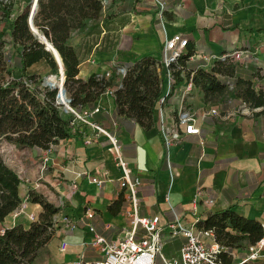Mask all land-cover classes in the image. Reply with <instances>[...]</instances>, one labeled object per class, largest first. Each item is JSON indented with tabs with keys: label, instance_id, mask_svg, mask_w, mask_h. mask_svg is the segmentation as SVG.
<instances>
[{
	"label": "crops",
	"instance_id": "0c3cea01",
	"mask_svg": "<svg viewBox=\"0 0 264 264\" xmlns=\"http://www.w3.org/2000/svg\"><path fill=\"white\" fill-rule=\"evenodd\" d=\"M101 12L94 22L100 39L78 53L79 79L101 75L115 65L127 67L142 57L160 62L165 41L179 32L188 38L186 70L211 71L217 59L229 56L236 64L237 76L251 81L256 92L264 91V0H112L111 6ZM6 22L0 25V38L10 33L11 23ZM240 50H249V56L235 59L227 55ZM46 65L40 60L25 73L35 75L38 67L42 71ZM160 72L165 98L162 105L158 101L149 128L118 115L114 101L105 95L98 100L101 111L93 115L96 123L122 142L130 179L139 181V214L157 216L165 226L176 218L192 223L230 209L264 223V106L250 107L237 95L239 87L234 79L227 80L228 87L219 101L210 103L204 101L197 87L185 93L184 82L168 87L165 70L160 67ZM22 77L17 63L11 69V78ZM212 104H218L221 115L202 116L204 107ZM185 105L196 113L199 134H186L183 126L174 125L176 110ZM87 138L90 143L85 142ZM110 148L107 137L95 135L86 124H79L69 138L47 150L28 148L34 154L31 161L35 164V158H39L40 164L35 176L27 170L16 171L22 180L21 199L34 190L58 207L52 238L39 251L35 264H67L81 254L85 260H99L100 252L89 243L94 236L89 226L108 240L116 239L128 227L121 169ZM46 153L49 161L40 172ZM92 177L102 182H93ZM30 179L41 182L27 185ZM120 196L123 202L113 213L109 206ZM26 205L37 217L42 212L38 203L26 200ZM87 211L92 213L91 218H83ZM7 218L4 227L31 223L25 215L9 224ZM62 240L68 243L65 251L59 249Z\"/></svg>",
	"mask_w": 264,
	"mask_h": 264
},
{
	"label": "trees",
	"instance_id": "16d2710c",
	"mask_svg": "<svg viewBox=\"0 0 264 264\" xmlns=\"http://www.w3.org/2000/svg\"><path fill=\"white\" fill-rule=\"evenodd\" d=\"M13 0H0L1 18L11 23V42L14 53L4 51L5 40L0 38V140L4 139L19 147L49 149L53 144L71 136L67 114L54 102L55 92L49 97H39L26 81L34 76L26 69L33 63L45 60L56 65L52 52L46 44L30 30L27 11L10 19ZM101 0H38L33 22L37 31L58 52L64 69V87L72 105L92 104L108 85L96 75L86 80L77 78L79 55L70 39L74 31L86 26L88 21L97 22L101 16ZM178 58L171 64L175 83L191 79L193 85L203 93L205 102H218L228 87V79H234L239 87L237 95L250 107L264 106V91L256 92L251 81L237 76L236 64L229 56L217 59L211 69L186 70L185 60ZM13 61V62H12ZM24 78H11V69L17 66ZM173 84V85H174ZM163 96V76L160 65L151 57L134 60L126 67L121 86L114 91V106L118 115L125 116L137 124L149 128L155 120V109ZM19 174L9 167L0 156V264H35L39 251L53 235V216L58 207L34 190L28 192L30 202L38 203L42 212L27 226L16 224L4 227L5 218L21 204ZM122 196L109 206L113 213L119 211ZM199 227L212 228L218 242L233 248V244L245 240L248 244L262 237L259 222L241 216L230 209L208 214L198 222ZM223 264H253L237 262L226 253L221 255Z\"/></svg>",
	"mask_w": 264,
	"mask_h": 264
},
{
	"label": "built area",
	"instance_id": "2783aa9c",
	"mask_svg": "<svg viewBox=\"0 0 264 264\" xmlns=\"http://www.w3.org/2000/svg\"><path fill=\"white\" fill-rule=\"evenodd\" d=\"M3 1L6 2L5 0ZM111 2L112 0H101L102 9L111 6ZM187 45L188 38H185L179 32L172 35L164 43L163 58L158 63L165 70L168 87L175 83L171 64L176 63L179 57L187 54ZM249 54V50H240L227 55L235 59H240L241 57H248ZM212 57L215 58L214 56ZM203 58L208 59L205 55ZM125 71L126 67L115 65L113 69L98 75V78L103 79L108 85L92 104L86 105H72L67 91L64 96L62 95L63 77L59 84L54 82L53 88L56 89L54 102L70 118L69 127L71 131L78 130L79 124H86L95 131V135L103 134L107 137L116 164L121 169L120 184L124 189L127 200L124 215L129 220L128 227L114 240H108L104 236L96 233L93 226H89V230L94 233L93 239L89 243L100 252L101 258L99 260H85L81 254L79 258L67 264H157L158 261L161 264H179L176 258L168 259L163 255L162 248L165 236H178L183 238L180 246L181 264H223L221 261V255L223 253L230 255L234 261L240 263L252 262L264 258V223L260 224L262 227V237L257 242L248 244L244 250L233 251V248L230 249L217 241L212 228L199 227L198 222L200 219H196L192 223H186L180 218H176L174 221L168 222L163 226L160 224L157 216L146 217L139 214V199L136 193V185L139 181L138 178L134 181L130 179L131 169L122 155V142L116 135L109 134L105 128L93 120V115L101 111L102 108L98 102L100 96L105 95L114 101V91L121 86V79ZM184 86L185 93H190L195 88L191 79ZM164 98V96L159 98L161 105L164 102ZM162 109L160 108L159 110L161 115L163 112ZM221 112L218 104H212L204 107L201 115L204 117L208 115L220 116ZM226 115L223 116L225 117ZM195 119L196 113L185 105L176 110L174 125L183 126L186 134H199L200 129L195 125ZM85 142L90 143L91 139L87 138ZM167 142L170 141L168 140ZM48 161L49 155L46 153L41 161L42 166L40 172L46 168ZM91 179L93 182L99 184L102 182V179L97 177H92ZM27 199L28 193L24 201ZM15 212L17 213H14L13 217L21 215V211ZM26 216L30 221L35 220L34 214L27 213ZM85 217L91 218L92 213L87 211L83 218ZM67 246L68 243L62 240L59 244L60 251H65Z\"/></svg>",
	"mask_w": 264,
	"mask_h": 264
},
{
	"label": "rangeland",
	"instance_id": "374dc122",
	"mask_svg": "<svg viewBox=\"0 0 264 264\" xmlns=\"http://www.w3.org/2000/svg\"><path fill=\"white\" fill-rule=\"evenodd\" d=\"M30 2H31V0H13V7H12L11 12H10V19L11 20L15 19L19 14H21L25 11L29 12L30 6H31ZM5 22L6 21L1 18V11H0V25H2V26L5 25ZM8 26H9V24H8ZM100 33L101 32L98 29L97 25H95L94 22L90 21L89 23L86 24V26L84 28L73 32L72 37L70 39V42L75 47V49L77 50L78 53H83L84 49L91 47V45L95 44L100 39V37H101ZM4 34H5V32H4ZM105 36H107V38H109L108 35H103V38H105ZM1 39L5 40L3 48H4L5 53L8 56H11V54L14 53V48H17V49L21 48L20 46L11 47V45H13L11 42V30H10V33L8 35L5 34L4 37ZM113 39L114 38L112 37L110 40L111 44L113 42ZM8 45L10 46V48H7ZM46 64L47 65H46L45 69L42 71H40V67H38V69H39L38 73L33 75L34 77L31 80L26 81V79L24 77H22V78H24L23 80L26 81L27 85L30 86V88H33L37 92L38 96L41 98L44 96L49 97L48 94L51 93V91H52V93L56 92V89H54L48 83H50L53 80V74H56L57 76L59 75V69H58L59 67H58L57 63L54 67L51 66L50 64H48L47 62H46ZM63 76H64V73H63ZM55 80L57 81V79H55ZM52 82L54 83L55 81L53 80ZM30 151L31 150H29L27 147H19V146H16L15 144L8 142L4 139L0 140V156L2 157V159H5L7 161V163H11V165L14 166L13 168L15 171L19 170L20 172L22 171L24 173L25 170H27L28 173L32 174L31 176H35V173L37 171V167L40 164V162H39L40 159L35 158L37 163L34 164V162L31 161V157H30L34 154H30ZM38 182L40 183L41 180L34 179L32 181L30 179V180H27V185L33 184L36 186V183H38ZM26 191H28V190H26ZM27 200H29V197ZM22 202H23V204H20L17 209H15L11 214L8 215V218L6 219V222L8 224L12 220H14V218H16V219L18 218V220H19L20 217L22 218V216H24V215L26 216L27 213L32 214L33 211H31L28 208V205H26V201H24V199H22L21 203ZM15 211H18V212L21 211V213L22 212H25V213L19 215L20 217H18V215L13 217V214L17 213ZM34 216H35V219L38 218L35 214H34ZM182 241H183V238L178 237V236H173V237L165 236L164 245L162 248L163 255L168 259L176 258L179 261V264H181L180 246L182 244ZM247 245H248V242L245 240L238 241L237 243L233 244V251L244 250ZM89 249L87 252V256L90 255ZM251 263H253V264H264V258H260L256 261H252ZM157 264H161V262L158 261Z\"/></svg>",
	"mask_w": 264,
	"mask_h": 264
},
{
	"label": "water",
	"instance_id": "95a60500",
	"mask_svg": "<svg viewBox=\"0 0 264 264\" xmlns=\"http://www.w3.org/2000/svg\"><path fill=\"white\" fill-rule=\"evenodd\" d=\"M37 8H38V0H35V1H34V6H32L31 12L29 13V16H28V18H27V19H28V25H29L30 30L33 32V34L36 35L41 41H43V42L46 44V49L50 50L49 47L53 48L52 44H50L48 41H46V40H45V37H44L43 35H41V34L37 31L36 27L34 26L33 18H34V15H35L36 12H37ZM50 51H51L52 54L54 55V58H55L57 64H59V61H58V59H57V57H56V53L58 54V52L56 51V49L53 48V49L50 50ZM58 57H59V59H60V64H61V67H62V73H64L63 64H62V61H61V58H60L59 54H58ZM63 81H64V76H63ZM63 83H64V82H63ZM48 84H49L50 86H52V87L54 86V83H51V82H50V83H48ZM61 92H62V95H63V96L66 94V89H65V87H64V84H63V86H62V90H61Z\"/></svg>",
	"mask_w": 264,
	"mask_h": 264
},
{
	"label": "bare ground",
	"instance_id": "6f19581e",
	"mask_svg": "<svg viewBox=\"0 0 264 264\" xmlns=\"http://www.w3.org/2000/svg\"><path fill=\"white\" fill-rule=\"evenodd\" d=\"M34 1L35 0H31V6H30V10H29V13L31 12V9H32V6H34ZM29 13H28V16H29ZM50 48V50H52L53 48H51V47H49ZM56 57H57V59H58V61H59V64H58V69H59V75L57 76L56 74H53V80L56 82V84H59L60 83V80H61V78L63 77V73H62V67H61V64H60V59H59V57H58V54L56 53ZM55 79H57V81L55 80ZM52 80V81H53ZM51 81V82H52ZM53 83V82H52ZM22 213H24V212H22ZM21 213V214H22Z\"/></svg>",
	"mask_w": 264,
	"mask_h": 264
}]
</instances>
